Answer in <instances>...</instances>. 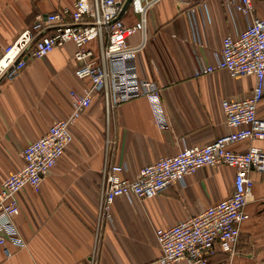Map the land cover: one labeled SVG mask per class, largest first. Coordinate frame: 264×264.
Wrapping results in <instances>:
<instances>
[{
  "label": "crops",
  "instance_id": "0c3cea01",
  "mask_svg": "<svg viewBox=\"0 0 264 264\" xmlns=\"http://www.w3.org/2000/svg\"><path fill=\"white\" fill-rule=\"evenodd\" d=\"M74 0H0V56L38 16L71 8ZM207 4L211 22L200 38L206 48L192 49L201 26L199 3ZM255 15L264 19V0H252ZM191 9H195L194 16ZM127 24L138 16L129 8ZM244 25L241 15L231 21L223 0H162L147 13L145 46L137 55L141 78L161 87L165 126L159 129L145 98H135L112 111L114 140L108 162L124 166L131 178L144 164L201 146L228 132L220 102L242 99L252 90L251 76L231 77L223 70L195 77L197 57L208 64L225 35ZM134 35L129 43L137 44ZM87 47L97 52V42ZM74 46L67 43L43 58L27 59L10 80L0 78V183L23 162L21 151L41 137L48 126L71 109L69 92L85 82L74 74ZM257 115L264 118V96ZM72 142L43 178L38 190L25 186L17 195L14 223L23 246L0 245V264H159L155 228H167L225 199L232 190L234 170L204 166L184 182L169 185L143 201L113 200L111 220L97 216L100 170L105 162V121L102 101L95 98L71 127ZM264 152V140L253 141ZM246 146H233L238 150ZM254 185L232 255L214 254L208 264H264V169L252 170ZM96 228L98 229L96 232ZM95 232L97 235L95 236ZM171 264H186L179 260Z\"/></svg>",
  "mask_w": 264,
  "mask_h": 264
},
{
  "label": "built area",
  "instance_id": "2783aa9c",
  "mask_svg": "<svg viewBox=\"0 0 264 264\" xmlns=\"http://www.w3.org/2000/svg\"><path fill=\"white\" fill-rule=\"evenodd\" d=\"M74 0L71 8L38 16L23 29L0 56V78L10 80L25 66L27 59L43 58L67 43L74 46V76L83 82L79 90L69 92L70 112L54 120L46 132L29 142L21 151L22 166L0 183V245L11 242L23 246L14 218L19 214L17 195L25 186L38 190L43 178L55 166L72 142V125L95 98L102 101L105 139V162L100 170L97 216L111 220L110 209L117 197L129 201L152 198L169 185L182 183L186 176L204 166H226L234 170L231 193L206 209L181 219L167 228H155L159 264L185 260L186 264H208L217 252L232 255L240 237L241 223L248 218L245 206L254 180L252 170L264 169V152L253 141L264 140V118L257 115L264 96V19L255 15L252 0H223L226 16L233 21L241 15L244 25L234 35H225L220 49L213 52L208 64L197 57L195 77L223 70L231 77L251 76L252 90L242 99L224 98L220 107L228 132L210 143L184 147L177 153L160 157L140 167L131 178L125 168L108 162L113 149L110 120L112 111L131 99L143 97L148 103L155 125L165 126L161 87L137 72V55L145 46L147 13L162 0ZM177 2L181 0H175ZM199 5L201 26H196L194 49L206 48L200 38L211 22L205 2ZM131 9L138 19L127 24L123 15ZM195 9H191L194 16ZM137 44L129 43L134 35ZM97 42V52L87 47ZM195 52V51H194ZM246 143L235 150L233 146ZM96 228V232H97ZM95 232V236L97 233Z\"/></svg>",
  "mask_w": 264,
  "mask_h": 264
},
{
  "label": "water",
  "instance_id": "95a60500",
  "mask_svg": "<svg viewBox=\"0 0 264 264\" xmlns=\"http://www.w3.org/2000/svg\"><path fill=\"white\" fill-rule=\"evenodd\" d=\"M130 2H131V0H126L124 2L123 7H122V12L125 11L128 8Z\"/></svg>",
  "mask_w": 264,
  "mask_h": 264
},
{
  "label": "rangeland",
  "instance_id": "374dc122",
  "mask_svg": "<svg viewBox=\"0 0 264 264\" xmlns=\"http://www.w3.org/2000/svg\"><path fill=\"white\" fill-rule=\"evenodd\" d=\"M182 1V0H181ZM180 2V1H179Z\"/></svg>",
  "mask_w": 264,
  "mask_h": 264
}]
</instances>
